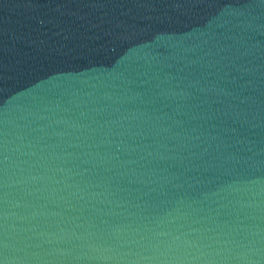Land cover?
Masks as SVG:
<instances>
[{
	"label": "water",
	"instance_id": "obj_1",
	"mask_svg": "<svg viewBox=\"0 0 264 264\" xmlns=\"http://www.w3.org/2000/svg\"><path fill=\"white\" fill-rule=\"evenodd\" d=\"M0 264H264V0H0Z\"/></svg>",
	"mask_w": 264,
	"mask_h": 264
}]
</instances>
